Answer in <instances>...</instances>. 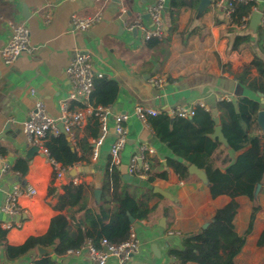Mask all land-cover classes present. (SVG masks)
<instances>
[{
    "label": "crops",
    "instance_id": "crops-1",
    "mask_svg": "<svg viewBox=\"0 0 264 264\" xmlns=\"http://www.w3.org/2000/svg\"><path fill=\"white\" fill-rule=\"evenodd\" d=\"M155 1L0 0V48L11 37V30L6 23L8 21L23 24L28 29L29 44L33 48L30 55L22 54L9 65L3 64L0 59V156L10 170L17 160H27L28 171L23 184L36 189V195L32 198H20L23 211L18 216L10 219L0 211V228L7 231L9 245L18 246L29 237L44 235L51 218L60 213L46 205L47 188L52 182L59 187L76 179L77 183L92 185L94 191L99 190L109 163V148L115 138L114 116H128L125 124L128 143L121 154L119 167L123 180L128 185L145 188L140 184L145 179L126 174L128 157L140 146L152 149L153 154L149 156L152 164H165L166 158L178 161L184 159L179 157L181 152L177 147L170 148L156 140L150 127L135 117L134 108L143 106L160 113L175 106L196 107L203 104L205 110L217 118L216 103L235 98V86L238 84L235 76L248 65L251 55L247 50L227 53L228 30L237 29L229 24L223 9L215 8L214 0H209L205 12L196 19L199 3L194 9L182 8L176 16L174 31L168 33L166 12L170 0H164V36L161 40L155 39L159 42L156 46L148 47V40L130 29V24L137 16H141L143 23L151 26L146 11ZM241 1L253 4L261 0ZM23 5L27 8L26 18L23 17ZM96 14L100 15V20L86 31L77 30L70 22L72 15L88 17ZM193 27L195 33L188 38L180 35ZM80 52L92 59L93 71L101 76L96 79L115 82L118 92L113 104L108 106L110 115L107 133L97 158L94 159L89 152L83 153L84 161L64 168L62 177L55 179L51 167L44 162L41 154L36 151L27 157L33 146L26 142L23 123L35 99L43 102L47 115L54 120L62 116L63 108L68 111L86 109L83 124L74 131L73 139L69 141L71 147L84 138L91 144L95 139L91 136L94 120L87 111L93 107L91 104L87 107L68 100L69 82L64 73L72 58ZM155 79H161L162 84H154ZM31 90L36 92L35 97L30 96ZM241 93L244 94L242 87ZM99 133L98 128L97 137ZM11 181L12 174L3 175L0 172V207ZM150 188H158L162 194L152 190L149 207L153 211L148 220L136 222L138 227L134 228L138 251L122 264H171L168 250L180 248L183 237L206 225L214 210L229 201L225 196L211 199L206 182L193 174L182 181L169 171L167 180L156 179ZM94 191H86L89 201L94 199ZM236 200L239 209L234 226L236 232L242 234L251 206L249 214L246 212L244 229L236 226L237 217L243 213L241 209L251 203L245 197ZM259 201L261 209L255 217L251 235L236 257L238 264H256L258 261L260 253L251 246L264 227V192ZM61 214L65 215L66 212L62 211ZM7 221H12L11 228L4 225ZM33 252L35 250L14 262L3 260L2 264H33L38 259L32 255ZM50 256L55 264H92L85 254L56 257L52 253ZM107 264L120 263L110 258ZM261 264H264V259Z\"/></svg>",
    "mask_w": 264,
    "mask_h": 264
},
{
    "label": "trees",
    "instance_id": "trees-1",
    "mask_svg": "<svg viewBox=\"0 0 264 264\" xmlns=\"http://www.w3.org/2000/svg\"><path fill=\"white\" fill-rule=\"evenodd\" d=\"M199 2L170 0L166 12L168 33L174 31L180 10L194 9ZM251 5L234 4L230 15L232 23L240 24L241 18L251 12ZM228 31L227 53L247 50L251 59L235 76L244 94L229 101H218L215 105L218 124L227 146L210 137L215 127L214 116L199 106L191 118L169 117L166 112L148 117L147 124L156 140L170 148L177 147L181 152L179 157L184 160L166 158L165 164L157 162L154 165L157 169L153 172L151 164L149 175L144 180L145 188H130L119 168L110 167L108 163L99 186L98 201L92 198L89 201L86 196V191H94L92 185L69 181L56 187L52 182L47 188L46 205L60 213L51 218L44 235L29 237L18 246L9 245L7 231L0 228V264L3 260L17 261L37 246L51 247L53 255L60 257L67 250L78 248L87 239H91L95 245L103 238L114 244L126 241L132 228L128 217L135 222L146 221L153 211L149 207L153 195L150 185L156 179L167 180L169 171L179 180H186L191 175L188 172L189 164L203 172L211 199L225 196L229 201L214 210L204 228L183 237L180 248L168 250V256L173 258L171 264H238L236 257L251 235L255 217L261 209L259 204H255L256 192H264V138L256 124L257 113L264 105V26L259 25L255 32L247 28L240 32L234 29ZM194 33L193 27L180 35L188 38ZM158 43L150 39L147 45L154 47ZM252 70L255 76L251 75ZM117 92L115 82L94 79L89 104L93 109L108 107L113 104ZM91 117L94 120L91 136L96 138L99 125ZM44 146L49 156L65 169L84 161L83 153L91 154V144L87 143L86 138L71 147L70 141L61 133L57 136L48 134ZM184 155L190 157L184 158ZM27 171L28 161L25 159L17 160L11 167V172L18 174L17 178L22 184ZM238 197H245L251 203L248 222L242 234H238L234 226L239 209ZM62 211L66 214H61ZM256 246L264 248V227ZM33 264H55V261L51 256H43Z\"/></svg>",
    "mask_w": 264,
    "mask_h": 264
},
{
    "label": "built area",
    "instance_id": "built-area-1",
    "mask_svg": "<svg viewBox=\"0 0 264 264\" xmlns=\"http://www.w3.org/2000/svg\"><path fill=\"white\" fill-rule=\"evenodd\" d=\"M236 3L245 4L241 0H214L213 4L215 8L223 9L229 24L237 30L242 31L248 27V22L253 12H258L260 14V25L264 26V0L253 2L251 5V12L241 18L240 24H233L230 17L233 12L234 4ZM121 11L123 12L124 9ZM163 11L164 0H156L146 11L151 26L145 25L141 16H137L130 24V29L140 33L141 37L146 41L150 39L161 40L164 36ZM99 20V14L88 17L72 15L70 22L74 28L82 32L88 30ZM6 23L11 30V37L6 44L0 48V59L3 64L9 65L16 61L22 54L30 55L33 48L29 44V31L23 24H17L12 21ZM64 73L69 82L68 100L84 104L88 107L93 92V81L101 77L100 74H96L93 71L92 59L90 56L82 52L77 53L65 68ZM162 82L161 79L154 80V84L156 85H160ZM30 96L35 97L36 92L31 90ZM197 106L205 109L203 104H198ZM196 107L175 106L167 110L166 113L169 117L191 118L194 115ZM88 112L97 120L99 125V136L91 142V154L95 159L106 137L110 109L109 107H97L95 109H89L87 113ZM134 114L142 124L148 125L147 118L156 117L159 115V112L152 108L136 106L134 108ZM85 117L86 109L68 111V109L63 108L62 116L54 120L47 115L44 104L39 99H35L33 107L26 114L23 123V134L26 142L37 148V152L43 156L44 162L51 167L55 179H60L62 177L64 168L49 156L44 146L46 137L48 134L57 136L61 133L58 128V123L62 122L64 132L69 139H73L74 131L83 124ZM127 118V114H119L113 117V132L115 138L109 148L110 167L119 168L121 166V154L128 143L127 128L125 125ZM152 154V149L145 145L140 146L137 151L132 152L126 164V174L128 176L146 179L150 172L149 156ZM0 172L3 175L12 174V181L5 194V200L0 207V211L4 216L13 219L23 211L19 203L20 198L23 196L32 198L36 195V189L32 186L21 184L17 178L18 174L11 172L10 167L3 161L1 156ZM72 182L77 183V180L74 179ZM11 222L7 221L4 225L7 228H11ZM175 235H179V233H175ZM138 248V240L135 236L134 228L132 227L128 239L124 242L114 244L103 238L99 241L98 245H95L91 239H87L78 248L67 250L66 254L75 256L85 254L92 264H107L110 258H115L122 264L130 260L133 254L138 251ZM172 259L173 258H171V260Z\"/></svg>",
    "mask_w": 264,
    "mask_h": 264
},
{
    "label": "water",
    "instance_id": "water-1",
    "mask_svg": "<svg viewBox=\"0 0 264 264\" xmlns=\"http://www.w3.org/2000/svg\"><path fill=\"white\" fill-rule=\"evenodd\" d=\"M208 6H209V0H200L199 5H198L197 10H196V19H199L202 16V14L205 12V10L207 9ZM22 8H23V17L26 18L27 15H28L27 14V8H26L25 5H23ZM145 17H147V16H145ZM259 25H260V14L258 12H253L252 15H251V18L249 20V23H248V30L251 31V32H255ZM241 94H242L241 93V87H240L239 84H236L235 91H234V96L235 97H239V96H241ZM213 121H214L215 127H214V130H213L212 134L210 135V137L212 139H216L219 143H221L223 146L226 147L227 146V142H226V140L224 139V137H223V135L221 133V128H220V126L218 124V122H219L218 118H214ZM256 124H257V127L260 130L261 134L263 135V138H264V105L260 106V110L257 113ZM58 128H59L61 134L66 136L67 141H69L70 140L69 137L67 136V134L63 130L62 122H60L58 124ZM36 151H37V148L32 147L30 149L27 157H30V154H32V153H34ZM188 172L190 174L195 175L200 180L205 181V177H204L203 172L201 170L197 169L195 166H193V165L188 166ZM153 192L162 194V192L158 188H154ZM93 195H94V199L96 201H98L99 200L100 191L99 190H95L93 192ZM163 195H165V194H163ZM128 220H129V222H130V224L132 225L133 228H137L138 227L137 223L134 221V219L132 217L129 216ZM205 226L206 225H204L202 228H204ZM152 249L154 250V248H152ZM52 253H53V249L51 247L50 248H44V247H41V246H37L36 249H35V252H33L32 255L33 256H37L38 258H41L43 256H50Z\"/></svg>",
    "mask_w": 264,
    "mask_h": 264
},
{
    "label": "rangeland",
    "instance_id": "rangeland-1",
    "mask_svg": "<svg viewBox=\"0 0 264 264\" xmlns=\"http://www.w3.org/2000/svg\"><path fill=\"white\" fill-rule=\"evenodd\" d=\"M254 72V70H252L251 71V75H252V73ZM253 74H255V73H253ZM253 76V75H252ZM149 163H150V166H151V161H149ZM154 165L155 164H153L152 166H153V169H152V167H151V171L152 170H155L156 171V166H155V168H154ZM140 182V181H139ZM141 185H145V182H143L142 181V183H140ZM129 187L130 188H133L134 186L133 185H129ZM261 195H263V193H260L259 191H257L256 192V200H255V204H259V203H261L260 201H259V198H260V196ZM251 206V204L249 205V204H246L245 205V209L243 208V209H241V211L243 212V213H240L239 214V217H237V223H236V226L237 227H239L240 229H244L245 228V225H246V215H247V213L246 212H248V214H249V207ZM248 209V210H247ZM241 231V230H240ZM259 236V235H258ZM258 239V238H257ZM257 239H256V241H257ZM256 242H254V243H252V246H251V248L253 249V247H254V249L255 250H257L260 254L258 255V261L256 262V264H261V261H262V259H264V248H258L257 246H256V244H255ZM257 260V259H256Z\"/></svg>",
    "mask_w": 264,
    "mask_h": 264
}]
</instances>
